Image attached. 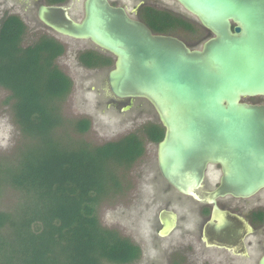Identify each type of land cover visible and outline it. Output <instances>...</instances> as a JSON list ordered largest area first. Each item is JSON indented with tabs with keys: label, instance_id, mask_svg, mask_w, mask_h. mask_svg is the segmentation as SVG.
Masks as SVG:
<instances>
[{
	"label": "water",
	"instance_id": "1",
	"mask_svg": "<svg viewBox=\"0 0 264 264\" xmlns=\"http://www.w3.org/2000/svg\"><path fill=\"white\" fill-rule=\"evenodd\" d=\"M169 1L210 34L200 49L153 34L131 18L140 3L129 11L109 0H83L80 21L67 6H40L37 17L53 33L87 41L114 59L106 76L107 97L149 103L164 128L156 147L158 172L175 191L201 200L205 169L222 167L218 187L204 195L212 205L204 231L223 247L232 235L228 238L227 213L216 200L247 199L264 190V106L242 102L264 97V0ZM168 216L173 225L165 222ZM159 223L158 236L168 237L177 215L162 211ZM244 228L252 232L245 221L241 235L235 232L241 242ZM258 264H264V254Z\"/></svg>",
	"mask_w": 264,
	"mask_h": 264
},
{
	"label": "trees",
	"instance_id": "2",
	"mask_svg": "<svg viewBox=\"0 0 264 264\" xmlns=\"http://www.w3.org/2000/svg\"><path fill=\"white\" fill-rule=\"evenodd\" d=\"M139 19L156 35L204 30L148 6L141 8ZM26 30L19 16L0 20V87L10 93L14 122L27 141L13 161L0 160V187L20 195L14 208L0 211V264H133L141 257L140 247L101 226L97 209L121 192L117 171L143 156L144 141L131 133L92 146L59 135L65 124L61 105L73 85L56 63L64 46L50 35L24 46ZM77 60L87 69L113 65L111 56L94 50H85ZM73 127L83 134L90 122L79 119ZM141 132L154 144L164 137V128L155 122Z\"/></svg>",
	"mask_w": 264,
	"mask_h": 264
},
{
	"label": "rangeland",
	"instance_id": "3",
	"mask_svg": "<svg viewBox=\"0 0 264 264\" xmlns=\"http://www.w3.org/2000/svg\"><path fill=\"white\" fill-rule=\"evenodd\" d=\"M146 1L161 10L170 11L196 23L193 17L173 1ZM82 2L83 0L68 2L67 7L75 20L82 18ZM122 2L127 5L129 11L138 4V0H122ZM35 13L36 7L31 0H0V20L7 14H13L24 21L27 28L24 46L32 44L42 35H50L64 46V54L57 59L56 63L71 79L73 85L70 95L61 105L65 124L58 129L59 135H66L70 141H82L92 146L116 141L131 133L139 134L144 141L143 156L130 167L117 171L122 183L121 192L104 200L97 209L101 226L115 230L140 247L141 257L133 264H257L262 250L252 237H248L247 243L249 240L253 243L245 246L247 258L233 257L215 248H205L199 240V232L194 231L195 223H189L187 219L179 220L175 230L168 237L160 238L157 235L160 229L158 215L161 211L175 212L182 218L185 216L188 218V216L187 211L177 203L176 193L171 188L168 189L158 173L157 144L146 140L141 132V128L148 121L155 120L154 111L147 104H145L148 109L146 112L135 108L121 114L107 107L109 97L106 99L102 81L106 79L109 70L87 71L77 60L79 53L88 49L96 51L98 49L87 41L55 35L38 22ZM174 37L196 47L203 43L206 31L200 30L195 34L179 31ZM12 104L10 93L0 87V160L3 162L13 161L27 143L14 122ZM79 119H87L90 122V129L83 134L75 131L73 127V122ZM167 190L168 193H166ZM0 192V211L14 208L19 201V193L7 185L0 187ZM169 199L170 203H168ZM165 222L168 225L174 224L171 216ZM232 230L237 234L241 233L238 228L232 227ZM190 231L196 233V235L193 234L192 239L189 238ZM202 241L206 246L209 245V238H203ZM229 247L233 253L237 254L241 243L235 239ZM239 255L242 254L239 253Z\"/></svg>",
	"mask_w": 264,
	"mask_h": 264
},
{
	"label": "flooded vegetation",
	"instance_id": "4",
	"mask_svg": "<svg viewBox=\"0 0 264 264\" xmlns=\"http://www.w3.org/2000/svg\"><path fill=\"white\" fill-rule=\"evenodd\" d=\"M31 1L36 7V13L35 14H36V18L38 20L37 12H38V9L40 6H46V7L67 6L68 2L70 0H66L62 4H51V3H48L47 0H31ZM109 3L112 6L123 7V8L128 10L127 5H125V3L122 2V0H109ZM138 3H140L141 5L138 7L137 14L133 15V14L129 13V16L131 18L138 20V21H140L139 12H140L141 8L148 6V7H153L155 9H159L158 7H155L154 5L147 3L146 0H138ZM136 5L134 7H136ZM159 10H161V9H159ZM69 13H70V10H69ZM9 15H11V14H9ZM82 17H83V15H82ZM80 20H76V21H80ZM38 22H39V20H38ZM55 35H57V34H55ZM210 37H211L210 34L208 32H206V37H205L204 41L209 39ZM181 41H183L191 49H200V47H201L200 45H197L196 47H194L191 44L187 43L185 40H181ZM88 50H90V49H88ZM94 51H96V50H94ZM97 52L102 53V54L107 55V56H110V55L105 54V53L98 51V50H97ZM79 55H80V53L78 54V56ZM113 65H114V59H113ZM113 65L111 67H108V68L107 67L94 68V69L85 68V70L94 71V72H105L107 70H111L113 68ZM102 82H103L104 87H106V79H103ZM107 98L108 97H106V99ZM242 102L246 103V104H250V105H262V106H264V97L246 98V99L242 100ZM107 103H108L107 107L112 108L113 111H117L120 114L125 112V111L132 110L135 108L139 111L146 112L148 109H146L145 104L149 105V103L143 99L129 100V99H116L114 97H109L107 100ZM149 122H155V123L160 124V122L157 119V116H156L155 120L148 121L147 123H149ZM157 170H158V168H157ZM160 177H161V175H160ZM222 178H223L222 167L218 164H209L204 171L203 188H202V191L200 194L201 200H196V199H193L189 196H184V195L179 194L171 186H169L161 177V179L168 186V189L171 188L176 193L177 196L175 197V199L177 200V203H179L180 206L187 211L188 218H186V216L183 218L179 217L178 214L173 212L177 215V223L179 220L184 221L186 219L189 221V223L194 222L195 223L194 224L195 229H196V230L194 229V231L199 232V240L204 245L205 248H215V249L224 251V252L232 255L233 257L234 256L235 257H247L248 253L246 256L243 255V252H245L243 250V247H245L246 244H248V246H250L254 241V242H256V245L258 247H260V249L262 250V254L260 255V257H261L264 254V190L259 191L257 194H255L252 197L247 198V199L235 198L233 196L228 195V196H225L222 198H218L216 200V203H217L218 207L220 208V210L227 213L225 215V216H227V217H225L226 218L225 221H227L226 225L228 226V229L230 228L229 233L227 232L228 238H230V234H231L232 236H234V238L236 240L237 239L239 240V242L241 243V248L239 249L238 252L241 253L242 255H239V253H237V254L233 253L230 250L229 244H231V242L233 240H235V239H233L232 236L230 239L231 241L229 240V242H227L225 244V246L217 247V246H215V244H213L214 242L217 241V239H216V241H213L215 239V238H213V236H214L213 233L207 229H206V231H204V228H205L206 224L208 223V221L211 217V214H212V205L208 204L207 202L204 201V199H205L204 195H206L207 193H209V192L213 191L215 188H217ZM166 193H168V190L166 191ZM170 201L171 200L169 199L168 203H170ZM161 212L158 215V222H159V216H160ZM166 212H170V211H166ZM169 217L170 216L166 217L167 220L169 219ZM240 218L243 221H240L239 220ZM245 221L252 228V232L247 233L246 229L244 228L243 233H242L244 239H243V242H241L240 241L241 233L239 235V238H236V235H235L236 233L234 230H232V227L234 229L238 228L241 230V228L244 227ZM229 226H231V227H229ZM160 228H161V225H160ZM195 232L190 231L189 238L190 237H191V239L194 238L193 234L196 235ZM204 232H206V234ZM244 232H245V234H244ZM157 235H158V233H157ZM248 237H252L254 240L253 241L249 240L247 243ZM203 238H209V245L206 246L204 244V242L202 241ZM141 254H142V251H141ZM181 257H182V255H181ZM257 264H258V261H257Z\"/></svg>",
	"mask_w": 264,
	"mask_h": 264
}]
</instances>
